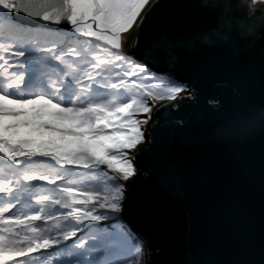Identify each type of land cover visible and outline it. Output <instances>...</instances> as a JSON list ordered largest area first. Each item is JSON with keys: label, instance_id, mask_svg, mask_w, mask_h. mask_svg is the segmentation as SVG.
Wrapping results in <instances>:
<instances>
[{"label": "snow or ice", "instance_id": "snow-or-ice-1", "mask_svg": "<svg viewBox=\"0 0 264 264\" xmlns=\"http://www.w3.org/2000/svg\"><path fill=\"white\" fill-rule=\"evenodd\" d=\"M159 7L151 0H0V264H38L54 245L82 249L89 240L100 253L94 264L144 256L124 219L129 207L148 203L132 178L155 153L162 115L198 99L191 77L152 70L163 62L148 47ZM257 109L232 112L212 137L230 140L233 125L256 122ZM36 182L55 194L41 195L30 214L24 209L34 207ZM163 182L179 192V170Z\"/></svg>", "mask_w": 264, "mask_h": 264}, {"label": "water", "instance_id": "water-1", "mask_svg": "<svg viewBox=\"0 0 264 264\" xmlns=\"http://www.w3.org/2000/svg\"><path fill=\"white\" fill-rule=\"evenodd\" d=\"M151 2L160 7L149 48L161 35L203 39L225 7L214 0ZM234 7L227 5L229 15ZM175 51V67L161 50L163 62L152 70L183 82L191 77L198 99L162 115L155 153L143 157V170L132 178L147 207H129L124 219L144 242L148 264L149 249L155 264H264V42L235 56L199 45ZM248 106L258 108L255 123L233 125L228 141L212 137L232 112ZM173 168L179 192L163 182Z\"/></svg>", "mask_w": 264, "mask_h": 264}, {"label": "clouds", "instance_id": "clouds-1", "mask_svg": "<svg viewBox=\"0 0 264 264\" xmlns=\"http://www.w3.org/2000/svg\"><path fill=\"white\" fill-rule=\"evenodd\" d=\"M225 5L219 12L217 24L208 30L203 39L193 35L188 38H177L175 41L165 35L159 36L150 46L154 52L166 53L167 66L173 68L179 63L177 48L193 50L197 45L214 47L231 55H238L255 48L264 42V0H214V3ZM235 4L229 9L227 5Z\"/></svg>", "mask_w": 264, "mask_h": 264}, {"label": "rangeland", "instance_id": "rangeland-1", "mask_svg": "<svg viewBox=\"0 0 264 264\" xmlns=\"http://www.w3.org/2000/svg\"><path fill=\"white\" fill-rule=\"evenodd\" d=\"M35 190L39 191V192L37 194H35V195L32 194V196H31V204L34 206V211L29 212L30 214L34 213L36 211V209L39 207V206L35 205V201L42 195L40 193L42 189H35ZM25 199H28V198L25 197ZM27 210H28V208L24 209V211L28 212ZM46 211H51V209H48ZM93 233H95V232L93 231L92 233H89V234L90 235H94ZM139 244H142V240H140V239H139ZM54 246H53V248L51 250H49L48 252H45L42 255V257L38 261V264H65L64 262H55V260L52 261L54 259L53 255L54 254H58V255H55V256H58L57 258H61V257H63V255L68 254V253H73V252H75L77 254V256H78L77 258H79L80 260L81 259L83 260L82 262H80V264H83L85 262H87V264H94V262L98 258V254H99L97 249L94 250L92 248V247L95 246V243H93L92 240H89V242L86 245L85 250H84L87 253H84L83 255H81V252L79 251L80 249L76 248L74 245H69L68 247L65 248V250H63V247L61 248V246L59 248H56ZM52 253H54V254H52ZM91 255H93V256H91ZM134 264H148L145 250H144V256L142 258L141 257H137L136 261L134 262Z\"/></svg>", "mask_w": 264, "mask_h": 264}, {"label": "trees", "instance_id": "trees-1", "mask_svg": "<svg viewBox=\"0 0 264 264\" xmlns=\"http://www.w3.org/2000/svg\"><path fill=\"white\" fill-rule=\"evenodd\" d=\"M157 75H160V74H157ZM160 76H163V75H160ZM3 163V158L2 157H0V164H2ZM38 185H40L39 187H37V188H35V189H42L41 190V194L42 195H54L55 193H53V192H48V191H46V189H52V188H54V186H52V185H48V184H46V182H36ZM33 190V195H35V194H37L39 191H36V190ZM48 209H51V207H47L46 208V210H48ZM52 210V209H51ZM31 211H34V207L31 209ZM105 227H109L110 226V222H106V224L104 225ZM95 232V231H94ZM93 234H95V233H93ZM90 235V234H89ZM93 243H95V246L94 247H92L94 250H98V245H97V243L95 242V241H93ZM137 245H140L139 244V239H137ZM86 247V246H85ZM85 247L84 248H82V249H80L79 251L81 252V255H83L84 253H87L86 251H84L85 250ZM91 247V246H90ZM91 253V252H90ZM100 254V253H99ZM91 256H93V255H91ZM99 256V255H98ZM73 258L75 261H76V257H78L77 256V254L74 252V253H71L70 255H68L67 257H66V261L68 262V260H69V258ZM80 262H82L81 260H80ZM86 263V262H85Z\"/></svg>", "mask_w": 264, "mask_h": 264}, {"label": "bare ground", "instance_id": "bare-ground-1", "mask_svg": "<svg viewBox=\"0 0 264 264\" xmlns=\"http://www.w3.org/2000/svg\"><path fill=\"white\" fill-rule=\"evenodd\" d=\"M164 76V75H163ZM164 77H166V76H164Z\"/></svg>", "mask_w": 264, "mask_h": 264}]
</instances>
